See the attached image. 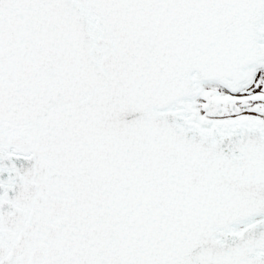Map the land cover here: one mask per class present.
<instances>
[{
    "label": "snow or ice",
    "instance_id": "1",
    "mask_svg": "<svg viewBox=\"0 0 264 264\" xmlns=\"http://www.w3.org/2000/svg\"><path fill=\"white\" fill-rule=\"evenodd\" d=\"M0 264H264V0H0Z\"/></svg>",
    "mask_w": 264,
    "mask_h": 264
}]
</instances>
